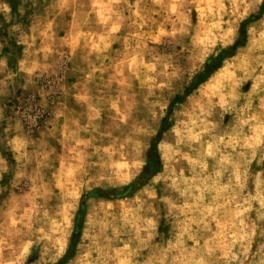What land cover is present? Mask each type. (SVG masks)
I'll list each match as a JSON object with an SVG mask.
<instances>
[{
    "label": "rangeland",
    "instance_id": "obj_1",
    "mask_svg": "<svg viewBox=\"0 0 264 264\" xmlns=\"http://www.w3.org/2000/svg\"><path fill=\"white\" fill-rule=\"evenodd\" d=\"M0 264H264V0H0Z\"/></svg>",
    "mask_w": 264,
    "mask_h": 264
}]
</instances>
